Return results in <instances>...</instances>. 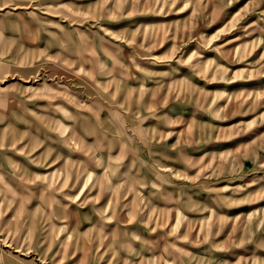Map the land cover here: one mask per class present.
Segmentation results:
<instances>
[{
  "label": "rangeland",
  "instance_id": "1",
  "mask_svg": "<svg viewBox=\"0 0 264 264\" xmlns=\"http://www.w3.org/2000/svg\"><path fill=\"white\" fill-rule=\"evenodd\" d=\"M0 264H264V0H0Z\"/></svg>",
  "mask_w": 264,
  "mask_h": 264
},
{
  "label": "bare ground",
  "instance_id": "2",
  "mask_svg": "<svg viewBox=\"0 0 264 264\" xmlns=\"http://www.w3.org/2000/svg\"><path fill=\"white\" fill-rule=\"evenodd\" d=\"M91 156V155H90Z\"/></svg>",
  "mask_w": 264,
  "mask_h": 264
}]
</instances>
